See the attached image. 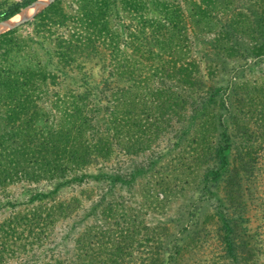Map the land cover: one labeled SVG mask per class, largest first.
I'll list each match as a JSON object with an SVG mask.
<instances>
[{
    "label": "rangeland",
    "instance_id": "rangeland-1",
    "mask_svg": "<svg viewBox=\"0 0 264 264\" xmlns=\"http://www.w3.org/2000/svg\"><path fill=\"white\" fill-rule=\"evenodd\" d=\"M12 9L0 17V72H14L0 79V264L75 251L80 264H264V0H0ZM212 56V85L237 74L251 98L235 132L227 123L222 165L202 104ZM15 151L36 178L13 175ZM57 202L69 208L31 222Z\"/></svg>",
    "mask_w": 264,
    "mask_h": 264
},
{
    "label": "trees",
    "instance_id": "trees-1",
    "mask_svg": "<svg viewBox=\"0 0 264 264\" xmlns=\"http://www.w3.org/2000/svg\"><path fill=\"white\" fill-rule=\"evenodd\" d=\"M205 1L209 5L213 0H205ZM191 10L194 12V15H199L200 14L199 13V7H198V5L196 6L195 3H193V5H191ZM15 12H16V9L6 10L2 14H0L1 15L0 17L2 19H4L7 16H10V15H12ZM189 31H190V29H189ZM226 32H228V31H226ZM221 34H222V31L221 30H218L215 33H213V36H212L213 42H212V44H214V45H220L219 42L222 41V35ZM253 48H254V46H247L246 48H244V51L247 54H249V53H251V51L254 50ZM167 49H170V47L168 46ZM210 55H212L211 52H210ZM214 55H216V53ZM212 59H213V56H212V58H208L207 57V61L210 60V62H208L209 64H208V66H206V68L204 67V69H206V72L209 73L208 75L210 77L208 79V82L209 83H207V85L205 86L206 90L203 92L204 101H202V104H203V107L206 106L208 109H211V110L214 111L215 118L218 120L217 124L219 125V127H221V129H220L221 131L218 134L220 138L217 139L218 143H216V146L213 148L212 151H213V156H214L213 159L214 158L216 159V163L218 161H220L221 162V165H222L225 162V160H226L225 159V153H226V151L229 148V144H230L229 143V140L231 139V135H232L231 133L228 134V131H227V128L226 127H229L228 125H230L231 132L232 131L235 132V130H232V128L235 126V124H237L238 119H241V117L239 116L238 111H237L238 108H235L236 107V104H237L238 101L244 100V99L245 100L247 99V102H249L251 98L248 95L249 92L247 93V91L245 92L247 94H243V96L245 95L244 97L242 96V94L241 95L239 94L238 90L241 87V86H239V85H241V82H238L237 79H239V78H238V75L237 74H234L232 76V78L227 81V84L225 85V87H218V86H215V85L213 86L212 85V82H213V77H214V74H215V69H214L215 64H211ZM13 74H14V72L1 71L0 72V79H4V80H6L7 82L10 83L12 81V78L11 77L13 76ZM243 85H245V83ZM227 86H228V89H227ZM261 90H264V89H261ZM225 91H228L227 92L228 98L226 100L228 102V105H226V104L224 105V100H225L224 99V97H225L224 96V94H225L224 92ZM227 123H229V124L227 125ZM14 128L17 129L16 127H14ZM17 132L18 131L15 130L14 131V135L15 134L17 135ZM10 135L8 136V138H12V136H10ZM14 135H13V138H14ZM232 137H234V136H232ZM12 156H13V158L11 160L12 161L11 162L12 163V166L13 165H16L18 167L20 166V170L18 171V173L16 171H13L14 172L13 175H15V176L18 175V177H22V178H24L26 176H30L31 179H34V177L36 178L39 175V172H38V169L37 168H36V171L34 173L32 172V166H33L32 164H33V161L34 160H31V154L29 156H27V153L24 152V153H20V155H18V153L15 151V153L12 152ZM33 156H35V155H33ZM37 156H39L38 157V160H39L41 158L40 154H38ZM63 159L64 158H62V160L59 162L60 164L62 163ZM80 159H81V157L78 158V161ZM82 160L84 161L83 158H82ZM52 161L54 163L57 162L55 158H52ZM51 166H53V165H51ZM64 166L65 165H62L61 164L57 168V170L63 169ZM54 169L56 170V166L51 167V170L55 171ZM3 170H4V173L2 174V176L0 177V179H3L4 177H7L10 174L9 171H7L6 168H4ZM219 170H220V166L215 165V171H214V173L216 175L219 172ZM45 171H47V170L44 168V172ZM57 172H60V171H56V173ZM59 175L61 176V174H59ZM229 176L230 175H228L225 178V180H226V182L227 181L229 182V187H232L230 183L231 182H234L235 181V178L229 177ZM230 178H233V179L230 180ZM73 179H76V177L74 176V178H72V180ZM114 179H119V176H114ZM229 189H231V188H229ZM50 192H52V191H50ZM50 192H47L46 194H48ZM68 208H69L68 203L63 204L62 202H57L56 204L51 205L50 208L45 211V213H44V215H43L42 218L40 217L39 214H36L34 216V219H37V220H32L33 219L32 218L31 219V222H33V224L36 225V226H37L38 221L40 222V219L42 220L43 224L51 223L52 220H49V221H45L44 220L45 218H48V217L51 216V213H50L51 211L54 213V212H57L59 209L67 210ZM222 222L226 226V224H227L228 221L227 220H224ZM227 229L228 228H226V230ZM101 236L102 237H105V234L102 233ZM88 239L89 238L86 237V240H88ZM78 242H79V239L77 237H74L73 238L74 245L77 244ZM84 247H85V249L84 250H80V251H82V252L83 251L84 252L85 251L86 252L89 251V249L91 247L90 242L86 241V243L84 244ZM116 250H118V249H116ZM75 252H74L75 254H73L72 260H68V258H66V257L60 258V256H57V255L56 256H53L52 254H50L49 255V258H48V261L49 262L47 264H80L78 262V260L79 259H82V258H80V254L81 253L77 255V251H75ZM106 252L107 251L104 252V254H106V255L102 256V259H106L107 260V254L109 252L108 253H106ZM86 254L88 256L89 253H86ZM109 254H108V256H109ZM97 258L98 259L99 258L101 259V255L99 257L97 256ZM67 260H68V262H67ZM90 260H92V258H90ZM103 263L106 264L105 261ZM84 264H86L85 261H84Z\"/></svg>",
    "mask_w": 264,
    "mask_h": 264
},
{
    "label": "bare ground",
    "instance_id": "bare-ground-1",
    "mask_svg": "<svg viewBox=\"0 0 264 264\" xmlns=\"http://www.w3.org/2000/svg\"><path fill=\"white\" fill-rule=\"evenodd\" d=\"M36 11V10H35ZM21 14L18 15V17H20Z\"/></svg>",
    "mask_w": 264,
    "mask_h": 264
}]
</instances>
